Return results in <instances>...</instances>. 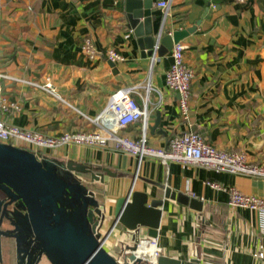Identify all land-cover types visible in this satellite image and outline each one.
<instances>
[{
	"label": "crops",
	"instance_id": "1",
	"mask_svg": "<svg viewBox=\"0 0 264 264\" xmlns=\"http://www.w3.org/2000/svg\"><path fill=\"white\" fill-rule=\"evenodd\" d=\"M154 33L196 24L180 40L184 61L194 70L187 120L180 118L178 94L165 83L170 50L153 59L143 54L127 26L124 0H0V119L47 135L92 128L91 119L119 88L139 85L132 97L142 106L148 93V141L167 147L169 139L192 130L214 146L242 151L253 162L264 158V0H172L169 12L156 6ZM90 38L97 56L90 58L81 45ZM107 48L123 60L110 64ZM158 119V123H157ZM141 123L120 134L137 139ZM47 156L75 159L107 167L113 174L90 187L103 204L101 233L113 221L115 200L130 190L162 198L165 187L202 203L188 204L163 198L157 242L161 254L183 264H264V226L257 211L232 208L228 190L264 196V177L218 172L157 158L137 157L114 148L71 145L43 149ZM87 179V178H84ZM216 182L221 188L212 187ZM116 225L104 247L125 239ZM141 228V236H146ZM110 239V240H109Z\"/></svg>",
	"mask_w": 264,
	"mask_h": 264
},
{
	"label": "water",
	"instance_id": "2",
	"mask_svg": "<svg viewBox=\"0 0 264 264\" xmlns=\"http://www.w3.org/2000/svg\"><path fill=\"white\" fill-rule=\"evenodd\" d=\"M152 2L124 0L127 26L145 56H163L197 25L154 33L153 18L145 15ZM110 64L115 66L114 61ZM105 173L116 175L107 167L50 158L22 145L0 142V235L14 238L18 264L30 259L37 264L43 257L50 264H183L180 258L165 254L154 260L141 257V228H146V236L157 237L163 198L188 204L197 211L202 210V203L169 187L164 188L162 198L151 199L144 191L130 190L115 200L113 221L101 233L105 211L90 184L102 183ZM3 220L9 228L2 229ZM116 225L129 233L120 251L122 263L103 246ZM190 264H199V259H191Z\"/></svg>",
	"mask_w": 264,
	"mask_h": 264
},
{
	"label": "built area",
	"instance_id": "3",
	"mask_svg": "<svg viewBox=\"0 0 264 264\" xmlns=\"http://www.w3.org/2000/svg\"><path fill=\"white\" fill-rule=\"evenodd\" d=\"M171 1H156V6L163 11V18L169 12ZM157 47L158 43L154 45V52ZM184 48L181 41L173 44L170 50L171 62L165 73V83L170 90L178 94L180 118L187 120L194 70L184 61ZM81 49L90 58L98 54V49L90 38L84 39ZM104 55L114 62L123 60V56L113 48H107ZM155 57L156 55L153 54L152 58ZM139 88V85H131L114 91L103 109L90 120L93 126L88 130L62 131L58 134L47 135L0 119V142L22 145L38 152L43 149H58L71 145L106 147L111 141L115 149L133 155L138 160L143 157H151L159 159L165 165L170 162H178L218 172L264 177V158L257 162L250 161L244 152L220 149L192 130H185L173 135L169 139L167 147L152 145L147 138L150 87H145L147 94L142 106L132 97V94L138 92ZM8 106L9 102L4 97H0V108L7 110ZM138 122L141 123V131L137 139L120 134L121 129ZM209 184L214 188H221L219 183L209 182ZM228 204L232 208L240 207L257 211L264 226V196L245 194L239 189L231 187L228 190ZM124 233L125 239L117 241L112 248L106 249L120 263H122L121 248L129 237L128 232L124 231ZM144 242L155 247L154 256L148 259L154 260L161 254L157 238L141 236L140 243Z\"/></svg>",
	"mask_w": 264,
	"mask_h": 264
},
{
	"label": "flooded vegetation",
	"instance_id": "4",
	"mask_svg": "<svg viewBox=\"0 0 264 264\" xmlns=\"http://www.w3.org/2000/svg\"><path fill=\"white\" fill-rule=\"evenodd\" d=\"M50 157V156H49ZM51 158V157H50ZM4 222L7 224L6 220H3L2 222V229H7L10 226L8 224L4 226ZM4 240H7V242L11 241V245L6 246L4 244ZM8 248V249H7ZM42 258L40 261L37 262V264H40ZM0 264H18L17 263V256H16V250H15V242L13 237H8L4 235H0ZM24 264H32V259L25 261Z\"/></svg>",
	"mask_w": 264,
	"mask_h": 264
},
{
	"label": "bare ground",
	"instance_id": "5",
	"mask_svg": "<svg viewBox=\"0 0 264 264\" xmlns=\"http://www.w3.org/2000/svg\"><path fill=\"white\" fill-rule=\"evenodd\" d=\"M110 240V239H109ZM155 247L151 244L141 243L140 256L143 258H152L154 256Z\"/></svg>",
	"mask_w": 264,
	"mask_h": 264
},
{
	"label": "rangeland",
	"instance_id": "6",
	"mask_svg": "<svg viewBox=\"0 0 264 264\" xmlns=\"http://www.w3.org/2000/svg\"><path fill=\"white\" fill-rule=\"evenodd\" d=\"M6 225L7 224L4 222V226H6ZM4 244L6 246H8V248H9V246L11 245V241L10 242H7V240H4ZM40 264H50V262L45 257H43L42 260H41V262H40Z\"/></svg>",
	"mask_w": 264,
	"mask_h": 264
},
{
	"label": "trees",
	"instance_id": "7",
	"mask_svg": "<svg viewBox=\"0 0 264 264\" xmlns=\"http://www.w3.org/2000/svg\"><path fill=\"white\" fill-rule=\"evenodd\" d=\"M25 147V146H24ZM26 148H28V147H26ZM28 149H30V148H28ZM38 152H40V153H42V154H44V155H46L43 151H38Z\"/></svg>",
	"mask_w": 264,
	"mask_h": 264
}]
</instances>
